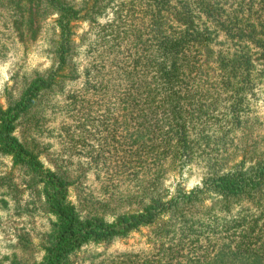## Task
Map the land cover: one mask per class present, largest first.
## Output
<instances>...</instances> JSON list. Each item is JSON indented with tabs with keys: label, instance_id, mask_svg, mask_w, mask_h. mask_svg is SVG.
I'll return each mask as SVG.
<instances>
[{
	"label": "trees",
	"instance_id": "obj_1",
	"mask_svg": "<svg viewBox=\"0 0 264 264\" xmlns=\"http://www.w3.org/2000/svg\"><path fill=\"white\" fill-rule=\"evenodd\" d=\"M111 4L112 0H82L76 7L71 0H0V54L5 40L22 43L38 34L41 25L36 15L54 12L59 30L56 39H48L50 67L31 73L18 96L9 98L5 108L0 106V156L9 157L12 167L27 176L25 185L38 192L49 218L38 257L24 259L16 250L10 264H205L209 252L197 244L200 235L208 238L220 227L217 236L226 241L231 260L247 264L260 257L264 254V139L262 122L258 129H249L256 118L247 115L245 103L248 85L255 86L251 77L255 62L264 58V17L260 16L264 0H129L141 15L145 32V39L138 40L142 52L132 58L135 70L152 65L158 77L154 80L150 75L151 82L130 85L121 97L129 104L138 98L132 104L136 110L132 119L145 118L148 109L156 116L153 122L145 120L146 133H152L150 141L155 142L143 146L151 162L162 160L155 171L146 168V184L137 181L136 193L127 194L123 188L112 195L117 205L138 208L110 214L111 220L104 211L82 216L67 198L74 181L45 168L37 145L16 135L18 124L32 114L36 102L56 93V77L70 61L71 22H94L111 9L114 17L109 24L118 30L123 6L114 9ZM252 13L261 20L250 21ZM243 17L247 20H240ZM249 23L251 28L246 29ZM220 35L229 47L217 50ZM191 49L200 60L207 56L210 69L189 65ZM196 153L206 168L201 185L189 192L177 188L169 198L165 188L158 192L157 179L165 167H183ZM7 185L0 176V209L8 206L3 191ZM142 227L152 228L156 257L98 250ZM18 245L22 253L30 241L20 235Z\"/></svg>",
	"mask_w": 264,
	"mask_h": 264
},
{
	"label": "rangeland",
	"instance_id": "obj_2",
	"mask_svg": "<svg viewBox=\"0 0 264 264\" xmlns=\"http://www.w3.org/2000/svg\"><path fill=\"white\" fill-rule=\"evenodd\" d=\"M71 1L76 7L82 4V0ZM120 3L123 8L118 30L109 24L114 17L111 9L94 22H71L70 39L73 44L69 52L70 61L56 77L53 89L56 93L46 94L37 101L32 114L22 119L16 130L21 140L37 145L39 160L45 168L56 170L62 177L74 181L68 187L67 198L82 216L104 211L107 220H111L110 214L138 208L134 204L117 205L112 195L121 193L125 190L123 188H126L127 194L136 193L137 181L144 180L146 184V168L155 171L162 162H151L149 150L143 146L144 142H155L154 139L150 141L152 133H146L145 127H148L145 120L153 122L156 116L148 109L145 118L139 115V119H132L136 115L132 104L138 98L130 100V107L122 98L130 85L145 79L151 82L150 75L157 80L158 75L152 65L147 70L139 67L135 70L132 58L141 54L143 45L139 41L145 39L142 17L134 6L130 7L129 0H112L111 5L116 9ZM36 16L41 28L35 37H27L16 44L4 41L6 48L0 54V106L3 108L9 98L11 101L18 96L23 82L31 73L45 71L51 65L47 52L48 39H56L59 35L55 26L57 14L49 11ZM260 16L262 19L264 13ZM248 17L250 21L261 20L254 13ZM244 18L240 20H247ZM250 28L249 23L246 29ZM218 41L221 47H215L217 50L229 47L223 35ZM189 54V65L193 68L200 64V67L205 65L206 69H210L206 55L200 60L195 49H191ZM255 63L251 75L255 86L248 85L245 104L247 115L256 118V123L250 122L249 129H258V124L262 122L259 129L264 139V58ZM189 94L194 95L195 90L190 89ZM217 112H222L220 106ZM165 170L157 179L159 184L156 187L161 193L165 188V195L169 198L177 188L189 192L200 186L206 168L196 153L183 167L174 164V169ZM0 176L5 178L6 183L9 182L3 188L8 206L0 209V264H10L9 258L16 250L22 258L34 260L39 254V243L44 241L48 232L49 218L43 213L38 192L25 185L27 176L12 167L9 157L0 156ZM103 203L107 207L101 206ZM205 203L208 204L209 200L206 199ZM220 230L221 227L208 238L207 234L200 235L197 244H202L201 249L209 252L205 264H241L240 260H231L226 255L227 243L217 236ZM20 235L30 241V247L22 253L21 247L16 246ZM152 238V228L142 227L108 246L100 245L98 250L106 249L113 255L131 252L151 259L156 257ZM214 254L216 257H213ZM256 258L247 264H264V254ZM79 259L75 258L76 263Z\"/></svg>",
	"mask_w": 264,
	"mask_h": 264
}]
</instances>
